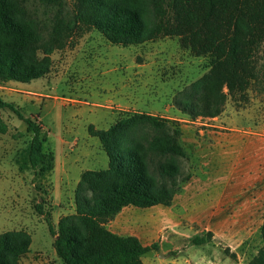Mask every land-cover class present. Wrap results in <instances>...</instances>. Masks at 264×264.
Instances as JSON below:
<instances>
[{"label": "trees", "instance_id": "16d2710c", "mask_svg": "<svg viewBox=\"0 0 264 264\" xmlns=\"http://www.w3.org/2000/svg\"><path fill=\"white\" fill-rule=\"evenodd\" d=\"M30 0H0V84L29 83L48 70V56L63 47L75 24L100 33L112 45L143 44L158 36L178 40L192 57L206 60V72L182 90L176 109L189 117H217L228 100L248 101L247 92L259 81V51L264 46V0H75L74 23L54 13L51 32L43 36L39 23L27 15ZM46 9L60 0H32ZM40 55H43L41 57ZM11 110L26 123L30 139L14 162L19 173L31 172L42 184L54 169V154L46 151V133L23 118L0 97V110ZM7 131L0 117V134ZM108 163L105 169L84 171L74 190V212L55 227L47 213L53 249L61 264H144L142 257L157 244L143 246L136 237L119 236L106 227L124 207L170 206L190 171L181 143L179 122L142 112H126L108 129L93 132ZM40 189V186H36ZM43 201L37 204L43 212ZM261 246L248 264H264V219ZM193 244L201 245L202 236ZM24 232L0 234V264H18L28 251Z\"/></svg>", "mask_w": 264, "mask_h": 264}, {"label": "rangeland", "instance_id": "374dc122", "mask_svg": "<svg viewBox=\"0 0 264 264\" xmlns=\"http://www.w3.org/2000/svg\"><path fill=\"white\" fill-rule=\"evenodd\" d=\"M74 7L75 0H60L59 7L52 10L32 0L25 3L27 15L39 23L45 38L51 32L54 13L74 23ZM67 35L63 47L46 56L48 70L43 77L29 83L0 84V97L41 127L47 136L44 148L54 154V169L42 184L31 172L19 173L14 159L31 133L11 110H0L7 126L0 134V234L24 232L30 239L18 264H61L46 217L49 213L55 227L59 218L72 214L81 174L107 167V156L92 133L108 129L126 112L175 119L184 130L194 126L176 109L174 100L206 72V60L192 57L170 36L124 47L112 45L94 29L78 24ZM258 58L263 69L259 81L247 92L248 101L235 106L228 100L220 115L230 128L264 134V46ZM190 167L189 161H181L183 173ZM41 201L43 212L39 213L36 206ZM164 209L148 212L161 219L163 229L153 242L159 248L142 257L144 264H235L237 256L239 264H248L261 246L258 230L243 240L237 255L231 254L216 245L212 233L199 231V226L186 221L171 225L173 220ZM197 235L204 239L201 245L193 244Z\"/></svg>", "mask_w": 264, "mask_h": 264}, {"label": "crops", "instance_id": "0c3cea01", "mask_svg": "<svg viewBox=\"0 0 264 264\" xmlns=\"http://www.w3.org/2000/svg\"><path fill=\"white\" fill-rule=\"evenodd\" d=\"M221 115L189 121L194 126L180 129L191 176L170 206L124 207L107 223L109 231L149 246L163 225L148 212L165 207L171 225L186 221L199 226V231L213 234L217 246L237 255L264 219V134L230 128Z\"/></svg>", "mask_w": 264, "mask_h": 264}]
</instances>
